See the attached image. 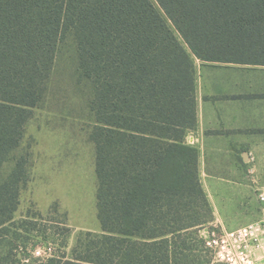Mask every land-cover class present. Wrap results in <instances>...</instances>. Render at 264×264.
<instances>
[{
  "label": "trees",
  "instance_id": "trees-1",
  "mask_svg": "<svg viewBox=\"0 0 264 264\" xmlns=\"http://www.w3.org/2000/svg\"><path fill=\"white\" fill-rule=\"evenodd\" d=\"M178 34V36H177ZM71 40L90 87L102 233L34 259L37 219L17 221L29 157L14 158ZM264 67V0H0V264H214L201 183L196 68ZM52 236L49 230L42 231Z\"/></svg>",
  "mask_w": 264,
  "mask_h": 264
},
{
  "label": "rangeland",
  "instance_id": "rangeland-1",
  "mask_svg": "<svg viewBox=\"0 0 264 264\" xmlns=\"http://www.w3.org/2000/svg\"><path fill=\"white\" fill-rule=\"evenodd\" d=\"M194 64L199 114L207 120L206 129L200 125V130L189 134L201 136L200 179L218 206L214 224L201 236L264 224V204L259 198L264 193V67L213 66L196 59ZM76 65V49L68 40L58 54L47 101L34 111L21 148L5 167L7 173L15 157H29V182L21 192L15 218L41 216L36 220L37 231L29 236L34 259L61 255L65 227L71 231L62 249L68 256L81 232L102 233L95 150L88 139L93 125L88 111L91 92L79 81ZM227 131L236 133L225 135ZM190 139L188 135V144ZM221 192L228 193V200H223ZM44 230L53 235H43Z\"/></svg>",
  "mask_w": 264,
  "mask_h": 264
},
{
  "label": "built area",
  "instance_id": "built-area-1",
  "mask_svg": "<svg viewBox=\"0 0 264 264\" xmlns=\"http://www.w3.org/2000/svg\"><path fill=\"white\" fill-rule=\"evenodd\" d=\"M264 204V193L259 195ZM216 264H264V224L252 223L234 231L213 230L204 238Z\"/></svg>",
  "mask_w": 264,
  "mask_h": 264
},
{
  "label": "crops",
  "instance_id": "crops-1",
  "mask_svg": "<svg viewBox=\"0 0 264 264\" xmlns=\"http://www.w3.org/2000/svg\"><path fill=\"white\" fill-rule=\"evenodd\" d=\"M210 116H212L211 115V113L209 114ZM207 119H204L203 118V116H202V118L200 117V114H199V108H198V125H197V128L196 129H201L200 128V125L201 126H205L204 124H205V121H206ZM205 129H206V126H205ZM195 131V130H194ZM192 132L193 131H191L190 132V134H192ZM234 133H236V131H227L226 133H224L225 135H229V134H234ZM190 134H188L189 135V139H190V137L191 138H193L194 139V146L195 147H197L198 148V150H199V147H198V143H199V141H200V135H199V138H198V136L196 135H190ZM222 134V133H221ZM200 151V150H199ZM199 162H200V156H199ZM202 183V182H201ZM204 188V190H205V193L207 194V197H208V199H209V202H210V204H211V206H212V208H213V212H214V216H216V209L218 208V206L216 205L215 206V204L212 202V197H213V195L211 194V193H209V191L205 188V187H203ZM222 196H224L223 198V200H225V199H227L228 200V198H229V196H228V193L227 192H221L220 193ZM222 208L224 209V207H223V205H222ZM214 224V223H213Z\"/></svg>",
  "mask_w": 264,
  "mask_h": 264
},
{
  "label": "water",
  "instance_id": "water-1",
  "mask_svg": "<svg viewBox=\"0 0 264 264\" xmlns=\"http://www.w3.org/2000/svg\"><path fill=\"white\" fill-rule=\"evenodd\" d=\"M190 144H191V145L194 144V139H193V138L190 139ZM248 158H249V157H248L247 154H244V155H243V159H244L245 162H247Z\"/></svg>",
  "mask_w": 264,
  "mask_h": 264
}]
</instances>
